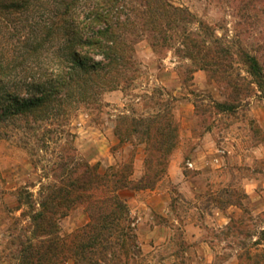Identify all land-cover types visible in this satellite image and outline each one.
Instances as JSON below:
<instances>
[{"label":"rangeland","instance_id":"374dc122","mask_svg":"<svg viewBox=\"0 0 264 264\" xmlns=\"http://www.w3.org/2000/svg\"><path fill=\"white\" fill-rule=\"evenodd\" d=\"M168 1L187 8L197 21L211 26L215 34L229 41L233 48L243 47L264 61V0ZM140 4L144 1L125 0V8L119 15L120 19L133 20V26L127 25L119 30L123 39L131 42L133 57L139 67L138 77L131 84L124 90H103L93 108L81 105L74 110L64 126L72 138L68 134L60 136L57 131L42 135L45 127L60 129L55 124L49 126L45 123L34 131L22 127L12 129L10 126L12 132L0 138V264L16 263L19 243L28 235L30 228L28 209L17 200V189L27 187L33 193V199H38L41 178L29 160V149L39 150L45 138L49 148L43 153L45 158L53 160L58 145L70 141L77 156L88 163L98 162L102 168L131 163L130 178L136 182L145 172L143 144H120L114 133L115 120L121 113H153L158 109L160 100L167 103L179 124L178 141L166 171L151 189L126 188L120 191L134 220L141 249L138 263L238 264V256L246 250L251 254L262 253L264 209L258 214L252 213V198L243 193L239 180L243 177L256 178L260 182L264 180V152L253 148L264 142V130L253 116L255 110L264 112V99L255 85H251L249 96L243 97L234 111L215 108L214 103L230 101L224 90L209 80L204 70L198 69L191 60L175 51V47L181 46L183 24L169 29L167 37L171 41L158 40L154 50L150 45L149 27L141 26ZM60 5V0H30L27 10L8 16L1 33L6 39L3 41L4 49L11 58L18 55L17 59H20L23 55V51L19 53L21 41L23 35L33 31V22L55 18L62 9ZM133 7L134 11L131 10ZM186 26L196 30L198 24L194 22ZM60 46L59 37L44 44L41 50L43 64L55 67L54 63L62 55ZM31 61L26 60V66L17 64L16 75L28 77L31 67L37 65L29 64ZM230 65L232 69L242 68L235 59ZM242 74L249 77L245 71ZM207 133L209 136L204 140L203 136ZM224 138H228L229 142L235 138L236 157L222 170L209 166L205 176L195 179L193 186L197 185L202 192L187 190L172 181L168 175L172 160L177 162L179 176H193L196 170L188 164L204 159L196 152L197 146L206 144L207 158L214 161L217 158L215 148L226 145L225 142L223 144ZM216 173L217 176L231 174L235 180L230 179L227 187L217 185V182H206L208 179L204 177H212ZM229 203L240 206L237 218L232 219L223 230L205 229L202 232L201 237L213 242L210 249L197 245L196 240H192L197 233L192 225L201 223L207 228L209 218L206 211L209 207H226ZM86 221V212L76 209L58 220L57 232L61 237L67 236ZM257 239L260 243L255 245ZM212 253L214 259L205 261L202 255ZM64 264L74 262L68 259Z\"/></svg>","mask_w":264,"mask_h":264},{"label":"trees","instance_id":"16d2710c","mask_svg":"<svg viewBox=\"0 0 264 264\" xmlns=\"http://www.w3.org/2000/svg\"><path fill=\"white\" fill-rule=\"evenodd\" d=\"M29 1L0 0V138L12 132L10 126L34 131L42 123L60 128L45 127L44 136L51 131L68 134L64 126L74 110L81 105L93 108L101 91L124 90L139 74L132 44L119 31L133 26V20L119 18L125 0H60L62 9L55 18L33 22V31L21 41L19 53L23 55L11 58L4 49L1 28L9 15L27 10ZM143 1L138 13L143 17L141 26L150 29L154 50L158 40L171 41L169 29L183 24L181 46L175 51L224 90L230 101L213 102L215 108L234 111L249 96L251 85L264 99V61L259 55L240 46L233 48L185 7L168 0ZM194 22L196 30L186 26ZM55 37L60 38L62 55L55 67L47 66L41 50ZM29 59V64L37 65L21 78L16 75L17 64L25 65ZM233 59L242 68L232 69ZM157 104L158 109L148 115L121 113L115 120L120 144H143L145 172L136 182L130 178L131 163L105 168L98 162L88 163L77 156L70 141L58 145L53 160L43 153L49 148L45 138L39 150L29 149V160L41 179L37 200L27 187L16 192L19 203L28 209L30 228L19 243L15 264H64L68 259L74 264H139L141 249L134 220L120 191L151 189L166 171L179 124L167 103L160 100ZM76 209L86 212L87 221L61 237L58 220ZM238 264H264V249L255 254L246 250L238 256Z\"/></svg>","mask_w":264,"mask_h":264},{"label":"crops","instance_id":"0c3cea01","mask_svg":"<svg viewBox=\"0 0 264 264\" xmlns=\"http://www.w3.org/2000/svg\"><path fill=\"white\" fill-rule=\"evenodd\" d=\"M253 116L257 119L260 126L264 130V112H260L259 110H255L253 113ZM207 136H209V133L204 134L203 139L207 140ZM223 141L226 143V145L222 146L221 148H215L217 158L212 161V159L207 158V152L205 150L206 144H202L197 146L196 152L202 154L203 160L201 162H190L191 167L193 170H196L195 175L193 176H185L182 174L179 176L177 174V162L171 161L168 167V175L172 179V181L177 184L181 185L187 190H191L196 193L202 192L200 188L197 185L193 186V183L195 182V179L199 176H205V170L212 166L215 169H221L228 166L229 161L234 160L237 153V143H235V138L232 139V141L229 142L227 140L228 138H224ZM215 144V143H214ZM253 148H256L258 150H262L264 152V142L258 143ZM250 148V149H253ZM214 169V170H215ZM216 173L215 176L212 177H204L208 180L206 182H217V185L220 186H229L228 182L230 179H234L231 174H227L224 176H217ZM235 180V179H234ZM239 183L242 184L243 187V193L248 197L252 198V205L250 207L253 214H258L264 209V180L260 182L256 178L251 177H243L239 180ZM204 192V191H203ZM260 206V208H259ZM241 208L239 205L234 203L227 204L226 207H219L211 205L209 209L206 211V215L209 218L208 227H204L200 224H193L192 227L194 229V232L196 230V235L192 237V240H196L195 243L200 246H205L208 249L209 247L213 245V242H211L210 239H206V237H201L202 232L205 231V229H214L216 231L223 230L228 223L234 219L237 218L238 214L240 213ZM211 251V250H210ZM212 252V251H211ZM205 256V261L211 262L214 259V255L212 254H206L202 255Z\"/></svg>","mask_w":264,"mask_h":264},{"label":"built area","instance_id":"2783aa9c","mask_svg":"<svg viewBox=\"0 0 264 264\" xmlns=\"http://www.w3.org/2000/svg\"><path fill=\"white\" fill-rule=\"evenodd\" d=\"M188 165L191 166V163H189Z\"/></svg>","mask_w":264,"mask_h":264}]
</instances>
